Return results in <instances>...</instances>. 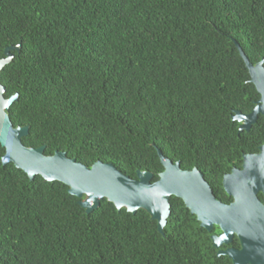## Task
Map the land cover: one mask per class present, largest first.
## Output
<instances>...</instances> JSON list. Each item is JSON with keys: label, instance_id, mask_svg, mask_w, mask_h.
Returning <instances> with one entry per match:
<instances>
[{"label": "trees", "instance_id": "1", "mask_svg": "<svg viewBox=\"0 0 264 264\" xmlns=\"http://www.w3.org/2000/svg\"><path fill=\"white\" fill-rule=\"evenodd\" d=\"M234 41L253 65L264 59V0H0V59L20 45L0 72L5 98L17 94L8 115L29 127L26 147L132 179L159 180L160 150L230 204L224 176L264 143L263 116L242 133L232 119L261 98ZM4 154L0 264H233L211 240L220 229L180 198L161 234L145 210L107 199L87 213L68 186L30 179Z\"/></svg>", "mask_w": 264, "mask_h": 264}, {"label": "water", "instance_id": "2", "mask_svg": "<svg viewBox=\"0 0 264 264\" xmlns=\"http://www.w3.org/2000/svg\"><path fill=\"white\" fill-rule=\"evenodd\" d=\"M249 72L251 82L261 98L250 114L236 111L233 121L240 123L239 133L249 131L259 116L264 117V59L253 65L240 45L234 41ZM20 45L5 49V58L0 59V72L12 62L14 51ZM5 87L0 82V146L5 149L3 164L12 163L25 172L30 179L41 176L44 180L58 181L68 186L69 193L79 199V205L87 213L98 209L107 199L118 210L125 208L136 214L145 210L157 222L159 233L171 214V197L180 198L192 215L197 217L202 228L211 233L216 227L218 235H212L218 256H227L233 264H264V144L258 154H244L241 169H233L223 178V187L233 198L230 204L218 200L203 173L194 168L185 171L180 163H173L157 154L164 167L159 180L152 182L153 174L138 172L132 179L112 164L98 161L92 167L71 159L64 152L45 155V147L29 148L23 138L29 134V127H14L8 115L10 107L17 100V94L5 98ZM238 238L240 248L220 249L229 246Z\"/></svg>", "mask_w": 264, "mask_h": 264}, {"label": "flooded vegetation", "instance_id": "3", "mask_svg": "<svg viewBox=\"0 0 264 264\" xmlns=\"http://www.w3.org/2000/svg\"><path fill=\"white\" fill-rule=\"evenodd\" d=\"M263 144H264V143H263ZM263 144H262V145H263ZM262 145H260V146L258 147V152H257V153H254V154H258V153L260 152L259 149H260V147H261ZM229 247H232V246H231V245H229V246H222L220 249L223 250V249H226V248H229ZM232 248H235V247H232Z\"/></svg>", "mask_w": 264, "mask_h": 264}]
</instances>
